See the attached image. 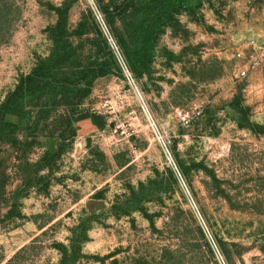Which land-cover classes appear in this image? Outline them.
<instances>
[{"label": "rangeland", "instance_id": "374dc122", "mask_svg": "<svg viewBox=\"0 0 264 264\" xmlns=\"http://www.w3.org/2000/svg\"><path fill=\"white\" fill-rule=\"evenodd\" d=\"M63 254L264 264V0H0V264Z\"/></svg>", "mask_w": 264, "mask_h": 264}, {"label": "built area", "instance_id": "2783aa9c", "mask_svg": "<svg viewBox=\"0 0 264 264\" xmlns=\"http://www.w3.org/2000/svg\"><path fill=\"white\" fill-rule=\"evenodd\" d=\"M109 41H110V44H111V46H112V49L114 50V52H115V53L117 54V56H118V60H119L120 64H121L122 66L125 67L124 62H123V60H122V57L120 56V53H119V51H118L117 46H116L115 43L112 42L111 40H109ZM238 57H239V58H242V54H238ZM124 67H123V68H124ZM241 76H242V77H245V76H246V73H245V72H242V73H241ZM170 161H171V164H172V163H173L172 158H170ZM172 165H173V164H172Z\"/></svg>", "mask_w": 264, "mask_h": 264}, {"label": "trees", "instance_id": "16d2710c", "mask_svg": "<svg viewBox=\"0 0 264 264\" xmlns=\"http://www.w3.org/2000/svg\"><path fill=\"white\" fill-rule=\"evenodd\" d=\"M74 243V242H73ZM75 244V243H74ZM68 255H64L62 256V261H61V264H67L68 263Z\"/></svg>", "mask_w": 264, "mask_h": 264}]
</instances>
